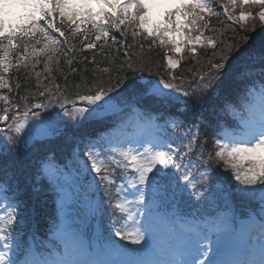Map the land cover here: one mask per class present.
I'll return each mask as SVG.
<instances>
[{"label": "snow or ice", "instance_id": "obj_1", "mask_svg": "<svg viewBox=\"0 0 264 264\" xmlns=\"http://www.w3.org/2000/svg\"><path fill=\"white\" fill-rule=\"evenodd\" d=\"M229 3L235 6L237 0H229ZM239 3L242 8L245 5L259 8L257 16L261 24H264V0H239ZM155 8L162 9L158 14L162 19H153L152 11ZM172 8L174 10H171ZM132 9L135 11L132 12ZM224 12L229 20L237 22H246L252 16L250 11L247 14L241 11L239 16H233L227 7ZM57 13L62 20L66 18L70 25L75 26L69 29L70 34H66L48 19H54V14ZM202 13L219 15L210 0H127L124 3H121V0H0V70L3 72L7 73L10 66L24 69L31 66L35 69L39 61L32 63L29 56L37 57L41 52L47 54L48 64L54 61L58 64L55 60L57 56L67 55L75 49L76 46L71 41L77 34L82 35L86 41L81 45L82 48L94 50L99 47V53L104 55L108 62V66L104 67L90 69L85 66L83 71L91 73L89 79L82 74L79 66L73 65L75 57L69 58L67 64L70 67L67 73L60 72L59 67L56 69L63 77V84L56 81V77L52 76V68L46 64L44 71L48 76L44 79L49 81L48 84H44L39 79L40 73L36 72L35 91H27L23 95L18 93L19 102L10 103L8 95H0V101L6 105L2 110L4 114L0 115V124L9 120L8 113L14 109L11 123L7 124V132L5 127H0V133H5L8 140L13 139L12 132L18 134L29 126L30 114L34 121L30 127L38 132L43 131L52 117H42L38 110L47 109L53 97L65 111L69 110L68 106L71 104L75 117L85 120L98 119L101 113L115 107L118 97L122 94L117 92V95L113 96L110 93L116 91L117 87L123 88L125 92L129 88H142L161 103L187 104L188 101L181 100V96L195 99L198 94L207 91L213 79H219L221 75L228 78L229 73L222 70L225 69L231 48L221 49L219 53L213 51V57L218 54L220 56L219 61H209V67L216 75L212 76L210 72L207 81L203 75H198L195 88H191V83L189 84L191 91L182 85L178 86L174 81H183V77H176L171 72L167 80L161 77L152 81L141 77L140 81L128 84L126 81L129 72H150L151 58L145 56L142 44L137 52L132 44L119 42L115 36L109 37V31L120 30L121 26H124V30L120 31V36L124 37L127 28L135 26L146 36L154 37L149 51L158 40L161 46L167 47L171 44L175 52L180 53L182 48L178 45L176 37H180L189 45L201 42L202 35L192 37L190 33L196 28L198 21L204 22L202 27H209V21ZM40 21H45L47 28L58 33V37L50 36L45 28L40 26ZM81 25H90V28L82 31ZM254 27L255 25L253 30ZM185 29L189 30L187 36L184 34ZM36 32H40L48 43H45L39 52L33 47L29 53L28 42L24 38L35 37ZM89 34L94 36V40H88ZM133 35L139 36L141 32L134 30ZM165 37L170 39L166 40ZM102 38L105 43L111 39L120 46L113 54L105 55L104 44L98 46L96 43ZM207 40L208 45L216 49V42L211 37ZM36 43L39 44L40 41L37 40ZM61 45H68L63 53L59 48ZM20 46L22 51L17 56L18 62L13 65L10 56ZM189 51L195 54L196 48L191 47ZM95 55L96 53L91 59L85 57L84 60L88 64L99 65L102 61H97ZM165 58L168 69H175L180 63L167 53ZM231 67L229 65V69ZM76 73H80L79 82L70 79V76ZM113 78L116 80L115 84L112 83ZM17 87L19 88V85ZM252 87L255 88L256 85L253 84ZM4 88L12 91L8 80L0 75V89ZM72 89L75 100L69 99L68 93ZM30 95L34 103L29 102ZM249 96L251 99L248 117L241 121L239 133L225 137L223 142L218 137L214 142V157L216 160H223L226 165L230 164L235 179L244 186L239 189L241 194L254 195V186H264V80L260 82L259 91L249 92ZM20 103H23L22 108ZM77 103L82 106H77ZM34 109L37 111H33ZM169 123L173 128L181 127L176 120ZM154 129L156 135H152ZM137 132L141 137L148 136L147 139L135 141L141 144L139 149L131 146L130 140L120 139L119 136L108 138L106 153L99 150V140L85 144L82 155L86 159L80 171L95 172L100 181L105 183L110 207L125 214L123 223L119 227L114 226L115 236L138 247L130 251L110 243L90 250L78 232L67 224L57 230L62 247L54 246L47 251L38 250L35 243L23 247L15 241V231L20 221L18 204L9 201L5 205V214L0 215V247L3 248V251H0V264H264V214L258 220L249 218L247 224L223 229L217 226L208 231L197 232L195 236L183 235L163 244L160 242L152 221V213L149 211L150 198L154 199L165 178L169 183L174 180L175 173L169 175L166 169L175 168L177 172L182 170L185 186L193 183L196 177L191 175V168L197 165L191 160L185 163L184 157L196 150L194 142L198 139V134L188 129L182 134L177 146L173 147L175 141L161 138L168 136L166 127L155 125L150 119L138 120ZM185 138L187 144H184ZM199 147L201 151L197 156L198 160L204 156L203 145ZM207 159H213L212 152L208 153ZM116 169L121 170L119 177L115 175ZM43 174L50 183L59 187L60 170L51 160L44 163ZM114 184L118 186L113 189L111 186ZM127 188L134 189L133 199L127 198ZM7 192V187L0 186V193L5 194V200H8ZM259 192L261 204L264 205V187H260ZM261 212L264 213V208ZM141 216L145 218L144 224L130 230L128 218H131L135 225L136 218ZM213 232L217 233L215 239L211 238Z\"/></svg>", "mask_w": 264, "mask_h": 264}, {"label": "trees", "instance_id": "obj_2", "mask_svg": "<svg viewBox=\"0 0 264 264\" xmlns=\"http://www.w3.org/2000/svg\"><path fill=\"white\" fill-rule=\"evenodd\" d=\"M213 7L219 15L213 16L202 13V15H205L206 20L209 21V27H202L204 22L198 21L195 29L197 31L203 30L207 35H210L212 40L216 42V49L208 46L199 47V49H197V53L186 56L185 61L187 60V63L190 61L189 65L185 64L184 68L180 69L176 74L178 77H183V81L190 79V77L196 80L198 75H203L204 80L207 81L209 80L210 72L212 76L216 75L215 71L210 69L209 61H219L220 59L219 54L215 57L212 56L213 51L219 53L221 49L231 48L232 51L227 58L225 69L222 70V72L227 71L229 75L228 78H224V76L221 75L219 79H213L208 91L202 93L195 99H189L187 104L161 103L158 105V112L161 111L166 114L172 113L170 115L178 118L180 123L184 125L185 122L188 125H195L197 123L201 125L205 124L211 120L213 108L223 102V100H230L229 98L233 99L236 95H239V91L244 90L245 85H247L251 80H264V72H262V70H264V58H262L264 57V29H262L260 21L254 17L252 20H247L245 23L235 25L222 16L220 7L215 4ZM227 7L229 11L233 8V13L235 15L242 9L250 10L253 14L259 11V8L255 6L245 5L242 8L239 5V1H237L235 6H232L227 2ZM253 25H255L254 30ZM66 34H70V32L68 31ZM114 36L119 42L132 44L134 50L137 52H139V46L142 44L144 46L145 56L151 58L149 64L150 72H129L127 81H135L138 75H149L155 78L164 76L163 73L165 72L166 67L163 64V49L161 47L155 45L149 51V45H151L152 42L150 40H144L141 35L135 36V39L140 42L137 40L132 42L128 36ZM60 39L62 40L63 38ZM38 40L40 41L39 44L28 39L29 49H32L33 47L36 48V46L43 48L45 41L42 38H39ZM88 40H94V36L91 34L88 35ZM71 43L76 46L73 50L74 52L70 51L67 55L61 54L57 56L55 60L59 63L57 64L54 61L49 65V67L52 68V76L56 77V81L58 83L63 84L64 82L60 72L67 73L69 71L70 66L67 64V60L69 58L75 57V59H73V65L79 66L82 74L89 77V79H91V73L83 71L85 66L90 69L94 67L108 66V62L104 59V55L99 53V47L94 50L84 49L81 47L83 43H86L82 35L77 34L76 38H74ZM96 43L98 46L100 44H104L105 55L113 54L114 50L120 46L118 43H113L111 39H108L107 43H105L104 38L100 41H96ZM59 48L61 53H63L64 49L68 48V45H61ZM20 51H22V47L15 50L11 55L10 59L12 60L13 65L18 62L17 56ZM30 51L31 50H29V52ZM94 53H96L95 59L97 61H102L99 65L88 64L87 61L84 60L85 57L91 59ZM242 53L243 55H241ZM229 65L232 66L231 69H229ZM57 67L60 68V72L56 71ZM42 68H40L38 64L35 66V69L31 66L27 69H24L23 67H14V71L10 74H6V79L8 80L11 89L14 88L17 94L19 93L20 95H23L27 91H35L37 86L36 72L40 73L39 79L44 84L49 83L47 79H44L48 76V73L44 72V67ZM79 78L80 73L70 76V79L75 80L76 82H79ZM177 81L182 82L180 79H177ZM112 83H116L115 78H113ZM17 85H19V88ZM7 90L8 88L1 89L0 93H6ZM73 91L74 89L69 90V99L75 98L72 96ZM108 124L109 122L106 120L94 121L93 123L84 122L81 126L75 128V132H67V134L62 136V138H60L61 145L57 147V149L55 147L53 152L56 154L62 153L63 151H70L73 148V142L76 139L87 138L88 140H91V137H95L101 131H104ZM200 138L205 141L206 147L214 148L216 138H214V134L211 130L206 133L203 132ZM38 147L44 151L52 150L50 142H42ZM214 151L215 149L212 151V160H208L206 157V159L202 162L203 170L207 169L204 171L202 178L204 180L206 179L207 182L212 179L213 182L221 181L225 184L227 181L224 178H227V174L231 173L232 179H235L233 169L230 167V164L226 165L223 160H216L214 157ZM4 158L13 162L15 177L20 179V182H16L10 187V189H8L13 191V196L19 200L20 205L18 206L17 211H19L21 215L30 210L35 211L32 222L38 235L43 237L45 235L49 219L54 212V200L49 192L51 188L47 187L46 181L43 178H39L37 181H32V183L26 184L37 174L38 168L36 166L38 159L37 157L31 155L30 150L19 152V154L5 156ZM193 158L194 155L187 157L188 160H193ZM103 220L105 221L104 216Z\"/></svg>", "mask_w": 264, "mask_h": 264}, {"label": "rangeland", "instance_id": "obj_3", "mask_svg": "<svg viewBox=\"0 0 264 264\" xmlns=\"http://www.w3.org/2000/svg\"><path fill=\"white\" fill-rule=\"evenodd\" d=\"M125 1V0H124ZM226 2H228V0H225ZM239 1V0H238ZM240 5V3H239ZM96 10V9H95ZM172 10V9H171ZM162 11V9L160 8H155L153 9L152 11V16H153V19H156V18H163V17H158V14ZM244 11L246 14L247 12H249L250 10H242ZM241 13V12H240ZM240 13L238 14V16L240 15ZM258 13V12H257ZM257 13H252V16L249 17L247 20H252V18H258L257 16ZM234 22H237V21H234ZM238 23V22H237ZM241 23H245V22H241ZM261 23V22H260ZM261 27L262 29H264V24H261ZM167 39H170L169 37L166 38ZM177 40V43L179 46H181L182 50L180 53H177L175 52V50L173 49L172 45L171 44H168L167 47H163L162 46V49H163V64L165 65L166 67V71L168 73H172L174 75L177 76L176 73H178V69H179V66L180 64H183L181 67V69L184 68L185 64L189 65V62L187 63L185 61L186 57H183V55H185V50H183L184 48V45L185 43L183 44L180 37H176L175 38ZM158 42V40H157ZM159 43V42H158ZM191 48V47H190ZM189 48V49H190ZM189 49L187 50V54L186 56H188L189 54H193L189 51ZM166 53L167 55H170L172 56L174 59H177L180 61L179 65L177 66V68L175 69H168L167 66H166ZM29 60L32 62V63H36V61L38 60L37 58L35 57H32V56H29ZM22 63V62H21ZM178 77V76H177ZM128 84H131L132 82L130 80L126 81ZM185 82L188 84V87H189V84L191 82V84H196V80L194 81H190V82H187L184 80V82H181L179 83L178 85H182L184 88H185ZM119 89H123V88H119ZM142 91V88H129L128 91H127V95L125 94L124 95H121L119 98V100L121 101V104L122 103H125L126 101H129V99L131 98H134L136 97V95H138L140 92ZM208 91V89H207ZM9 92V91H8ZM205 93V92H204ZM201 94H198L197 97H199ZM30 98V97H29ZM186 97H183L181 96L180 99L183 100L185 99ZM54 100H56L55 98H53ZM240 105V104H239ZM239 105H235L234 107L236 108H239ZM229 111L231 112V108L229 109ZM235 113H237V110H233ZM115 113H122V111H116ZM243 119H245V117L243 116H240L239 115V121L241 122ZM85 119H80L78 117H75L73 114L72 115H69L66 117V122L72 124V123H76V122H83ZM33 123L32 120L29 119V126H26L20 133H15V132H12L11 133V136L15 139V140H21L23 142H30L31 140H34V139H39L40 137H43L45 134H44V131H37V130H34L30 127V125ZM46 132V131H45ZM53 132V131H52ZM47 133V132H46ZM117 136L119 135H116L114 136L113 138H116ZM220 137H222V139H224L225 137L223 136V134L220 133L219 135ZM120 138V137H119ZM132 142V145L133 147H136V148H141V144L140 143H135L134 140L132 139H128ZM8 141L9 140H5L4 142V146H7L8 145ZM124 146H127V145H124ZM214 148H211V147H206L205 150H204V153L208 155L209 152H212ZM101 150V149H99ZM108 150H106L107 152ZM105 152V153H106ZM166 172L171 175L173 173H175V178L174 180L169 183L167 181V179L165 178V180L163 181L162 185L160 186V190L163 191L164 193H166V197L168 196L166 202L168 201L171 206H172V210H169L171 213H175V214H178L179 212L177 211V208H180L182 211H189V212H204L205 210H208L209 207L207 206L208 202H210L211 200L209 199H205V194L208 195V196H211V199L212 200H215V201H220V199L223 197V193L222 192H219L218 190H223V188H217L216 190L211 189L209 185H205L204 188H199L195 182H193L192 184H188L187 186L186 185V181H185V178L183 175L181 174H178V172H176V170L174 168H169V169H166ZM226 181L227 183H225V185L229 184L231 182V180L229 178H226ZM58 185L60 186V184L58 183ZM186 192L187 193V198H182V192ZM253 191H257L255 189V186L253 188ZM61 194H60V199H61V228L65 225L64 223L68 222V226L70 227H77L78 224L76 225V222L74 220H76L75 218H77V215H79V213L83 212L84 209H79V208H75L73 207L71 204H70V198H68L67 196H65L63 194V190L60 191ZM260 195V192L257 191ZM125 194H127V198L128 199H133L134 198V189L132 190H125ZM213 202V201H212ZM211 202V203H212ZM223 205L226 204L225 201H220ZM3 201L0 203L1 205H6V202L4 204H2ZM263 208L262 204L258 207V209L256 211H253L252 209V206L250 205V207H248L246 209V212L247 214H250L251 211H253L252 213H257L258 216L260 217L262 214L261 212V209ZM115 209V208H114ZM174 209V210H173ZM5 212L1 213V215H4ZM140 218L141 217H138L136 218L137 219V223L134 225L132 223V219L131 218H128V226H129V229L131 230V228L135 227V226H139V223H140ZM99 220V219H98ZM255 220H258V219H255ZM64 222V223H63ZM95 223H98V221H96ZM244 224H247L248 222H243ZM95 225V224H94ZM98 224H96L97 226ZM87 230L90 229V226L88 227L87 225L85 226ZM119 227V226H118ZM91 230L93 232H95L94 228H91ZM97 231L96 232H99L100 230V227L96 229ZM157 233H160L162 234V232H159V231H156ZM59 232L56 233V237L58 238L59 242L61 243L60 239H59ZM212 239H215L212 238ZM209 255H211V253H209Z\"/></svg>", "mask_w": 264, "mask_h": 264}]
</instances>
